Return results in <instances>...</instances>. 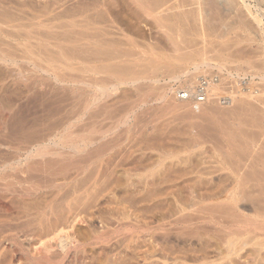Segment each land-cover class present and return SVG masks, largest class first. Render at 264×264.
Segmentation results:
<instances>
[{
  "label": "rangeland",
  "instance_id": "rangeland-1",
  "mask_svg": "<svg viewBox=\"0 0 264 264\" xmlns=\"http://www.w3.org/2000/svg\"><path fill=\"white\" fill-rule=\"evenodd\" d=\"M247 1L0 0V264H264V1ZM202 76L219 80L196 109L175 89ZM61 228L66 248L40 246Z\"/></svg>",
  "mask_w": 264,
  "mask_h": 264
},
{
  "label": "bare ground",
  "instance_id": "bare-ground-1",
  "mask_svg": "<svg viewBox=\"0 0 264 264\" xmlns=\"http://www.w3.org/2000/svg\"><path fill=\"white\" fill-rule=\"evenodd\" d=\"M257 1H259V2H261L262 0H257ZM256 1V2H257ZM264 1V0H263ZM243 2L245 3V5L247 6V4H248V1L247 0H243ZM250 4V3H249ZM261 5V4H260ZM258 5H256V7H257ZM256 17V21H258L259 23L261 22V19H259L258 18V14H257V16H255ZM261 17V16H260ZM5 23V21L4 20H2V19H0V31L1 32H6L5 31V29H3L2 27L3 26H1V25H3ZM190 55V54H189ZM186 55V56H181V57H179V58H177V62H178V65L180 64V66H181V64L183 63H185V62H189V61H191L192 62V65H193V68H194V70H198V69H200L202 66H211V65H213V63H211V61L213 60V59H208L207 57H203V56H200V57H197V54L194 56H192V55ZM201 57H203V58H201ZM219 58H218V61H217V66H223L224 65V63H226L227 61H228V59L227 58H225V57H223V56H221L220 54H219V56H218ZM211 60V61H210ZM245 63H247V65L249 64V66H252V65H254L253 64V62L252 61H245ZM183 66V65H182ZM194 70H188L189 72L191 71H194ZM200 70H202V68L200 69ZM178 72L179 71H175L174 72V74H175V76H177V74H178ZM190 72V74H193V73H191ZM183 74V73H182ZM186 74V73H185ZM189 73H188V75L186 76L185 75V77H186V79L187 80H192V79H194V76L193 75H190ZM184 75V74H183ZM195 75V74H194ZM174 76V77H175ZM178 77H180L179 75L177 76V79H179ZM264 78V77H263ZM176 79V78H175ZM217 86V84H215V83H211L210 85H209V91H210V94L212 95V91H213V89H214V86ZM183 87V86H182ZM215 88H217V87H215ZM215 91V90H214ZM213 91V92H214ZM167 97V96H166ZM192 101H194V98L193 99H191ZM186 101V100H185ZM188 101V100H187ZM246 101V100H245ZM243 99H242V101H241V103H239V104H241V105H239V106H241V107H243V106H245V104H247V101L245 102ZM188 102H190V100L188 101ZM176 104V103H175ZM194 104H195V107H196V109H199L200 108V106H201V103H199V102H194ZM188 105V104H187ZM181 105H176V107H175V109L176 108H182V107H180ZM193 106V105H192ZM185 107H186V105H185ZM188 108H189V106H188ZM191 108V107H190ZM178 109V110H179ZM184 109V108H183ZM214 109V108H213ZM191 110V109H190ZM210 110V109H209ZM211 110H212V108H211ZM236 128V127H235ZM237 129V128H236ZM238 131H239V129H238ZM237 132V131H236ZM235 134V133H234ZM243 155V154H242ZM245 155H247V154H245ZM236 164V163H235ZM235 164H233V165H235ZM240 164V163H239ZM237 166V165H236ZM241 167V166H240ZM237 168V167H236ZM235 168V169H236ZM234 169V168H233ZM237 170V169H236ZM233 171V170H232ZM235 171V170H234ZM233 171V172H234ZM239 171V170H238ZM236 174V173H235ZM242 177V176H241ZM234 178V177H233ZM237 178H239V177H237ZM239 179H241V178H239ZM246 179V178H245ZM244 179V180H245ZM238 180V179H237ZM242 181H243V179H242ZM240 182H241V180H240ZM240 182H239V180H238V184L240 185ZM236 183V182H235ZM237 184V185H238ZM244 185V184H243ZM246 185V184H245ZM241 188V187H240ZM243 188H245V186L243 187ZM237 188H235V190H236ZM193 191H195V190H193ZM239 191H241V190H239ZM190 192H192V191H190ZM193 193V192H192ZM230 193V192H229ZM231 194H232V192H231ZM231 194H229V196L231 195ZM242 195V194H241ZM228 196V195H227ZM231 197V196H230ZM236 199V194L235 193H233L232 194V198H229L230 200L231 199H234V198ZM229 200V201H230ZM234 200H232V202H233ZM236 201V200H235ZM238 201V200H237ZM203 202V201H202ZM227 202H228V200H227ZM185 203V202H184ZM190 203V202H189ZM191 203H193V201L191 202ZM196 203H198L197 201H196ZM230 203V202H229ZM228 203V205H231V204H229ZM237 203V202H236ZM188 204V203H187ZM194 204V203H193ZM199 204V203H198ZM234 204V203H233ZM197 205V204H196ZM184 206V205H183ZM188 206H191V205H188ZM200 206H202V205H200ZM205 206V205H204ZM215 206V205H214ZM232 206V205H231ZM195 207V206H194ZM228 207V206H227ZM180 208V207H179ZM185 208H186V206H185ZM184 208V209H185ZM188 208V207H187ZM219 208V207H218ZM224 208H226V207H223V209ZM200 209V208H199ZM202 209H204V208H202ZM211 209V208H210ZM217 209V208H216ZM228 209V208H227ZM226 209V210H227ZM179 210V209H178ZM183 210V209H182ZM188 210V209H187ZM194 210H196V209H194ZM193 210V211H194ZM205 210V209H204ZM203 210V211H204ZM180 211V210H179ZM189 211V210H188ZM193 211H192V213H193ZM197 211V210H196ZM199 211V210H198ZM213 211H215V210H213ZM213 211H211L212 213H213ZM187 212V211H186ZM200 213V212H199ZM183 214H184V212H183ZM183 214H182V216H181V218L183 217ZM190 214V213H189ZM188 214V215H189ZM214 214V213H213ZM179 215V214H178ZM186 215V214H185ZM211 215V214H210ZM1 217V216H0ZM48 217V216H47ZM47 217H46V219H47ZM186 217V216H185ZM196 217V216H195ZM194 217V218H195ZM2 218V217H1ZM5 218V217H4ZM178 218H180V217H178ZM180 218V219H181ZM6 219V218H5ZM8 219V218H7ZM179 219V220H180ZM186 219V218H185ZM188 219V218H187ZM191 219H192V217H191ZM138 220V219H137ZM182 220V219H181ZM184 220V219H183ZM190 220V219H189ZM175 221V220H174ZM8 222V221H7ZM177 222H180V221H176V223ZM183 223V222H182ZM188 223V222H187ZM4 224V223H3ZM43 224V223H42ZM41 224V225H42ZM45 224V223H44ZM49 223H47V226L49 227V225H48ZM173 224V223H172ZM5 225V224H4ZM46 225V224H45ZM43 226V227H46V226ZM194 225V224H193ZM51 226V225H50ZM58 226H60V225H58ZM166 226V225H165ZM189 226V225H188ZM197 226V225H196ZM42 226H41V228H43ZM48 227H47V229H48ZM144 227V226H143ZM193 227V226H192ZM50 228V227H49ZM141 228V227H140ZM158 228V227H157ZM159 228H162V227H159ZM189 228H191V227H189ZM200 228V227H199ZM63 228H61V230H59L58 232L56 231H53V230H55V228L53 229V230H51V237H49V239L48 240H44V241H42V243H41V247L42 248H44V249H48V250H50V249H52V247L54 246V244L56 243V244H59L61 247H63V248H66L67 247V245L69 244L68 242H69V240H71L72 239V235L69 233V232H67L66 231V229H64V230H62ZM143 229V228H142ZM153 229L155 230V228H151V227H149V224H148V226H146V228L145 229H143V230H146L147 232H151V231H153ZM43 230H45V229H43ZM142 230V231H143ZM194 230H196V229H194ZM197 230H199V229H197ZM196 230V231H197ZM144 232V231H143ZM155 231H153L150 235H151V237H154L155 235V233H154ZM191 232V231H190ZM189 232V233H190ZM195 232V231H194ZM193 233V232H192ZM196 233V232H195ZM2 234V233H1ZM127 234V233H126ZM74 235V234H73ZM133 237V236H132ZM125 238H126V236H125ZM134 238V237H133ZM73 239H75V238H73ZM130 239V238H129ZM132 240V239H131ZM157 240V239H156ZM122 241V240H121ZM128 241V240H127ZM40 242V241H39ZM39 242H38V245H39ZM70 242H73V241H70ZM129 242V241H128ZM126 243V242H125ZM56 246V245H55ZM162 247V246H161ZM37 249H38V247H37ZM233 249V248H232ZM16 252V251H15ZM40 255V254H39ZM120 255V254H119ZM117 256V255H116ZM42 257V258H41ZM40 257V259H39V257H38V259L39 260H41V259H43V260H46L47 261V257H45V255H42ZM112 257H114V256H112ZM120 257V256H119ZM116 258V257H115ZM36 259V258H35ZM38 259H37V261H38ZM112 259H114V258H112ZM43 260H41V261H43ZM122 260V259H121ZM49 261V260H48ZM117 262V261H116ZM206 262V261H205ZM122 263V262H121ZM127 263V262H126ZM128 263H129V261H128ZM127 263V264H128ZM50 264V263H49ZM119 264H120V262H119ZM123 264H125V263H123ZM130 264V263H129Z\"/></svg>",
  "mask_w": 264,
  "mask_h": 264
},
{
  "label": "built area",
  "instance_id": "built-area-1",
  "mask_svg": "<svg viewBox=\"0 0 264 264\" xmlns=\"http://www.w3.org/2000/svg\"><path fill=\"white\" fill-rule=\"evenodd\" d=\"M218 80L219 77L217 76H202L195 87L177 88L175 89V94L181 100L194 98V102L202 103L213 95L210 94L209 85L217 83L216 81Z\"/></svg>",
  "mask_w": 264,
  "mask_h": 264
}]
</instances>
